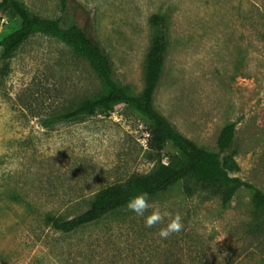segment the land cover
<instances>
[{
    "label": "rangeland",
    "instance_id": "rangeland-1",
    "mask_svg": "<svg viewBox=\"0 0 264 264\" xmlns=\"http://www.w3.org/2000/svg\"><path fill=\"white\" fill-rule=\"evenodd\" d=\"M34 12L64 17L61 0H22ZM75 18L113 62L114 78L144 88L150 18L169 17L170 46L155 106L188 138L217 150L222 128L237 125L233 149L243 180L264 191V0H77ZM0 11V42L20 26ZM64 17V26H69ZM0 45V264H264V242L244 240L253 211L240 189L226 206L183 184L150 197L180 213L184 229L162 240L124 208L71 234L52 231L47 214L73 217L102 189L150 174L178 150L158 149L151 123L118 105L111 115L42 120L98 95L89 63L58 39L36 34L10 60ZM150 208L145 216L150 214ZM167 223V220L165 221Z\"/></svg>",
    "mask_w": 264,
    "mask_h": 264
},
{
    "label": "trees",
    "instance_id": "trees-1",
    "mask_svg": "<svg viewBox=\"0 0 264 264\" xmlns=\"http://www.w3.org/2000/svg\"><path fill=\"white\" fill-rule=\"evenodd\" d=\"M64 17L70 25L64 26V17L50 18L31 10L22 0H0V11L10 6L20 17V26L0 42L1 58L10 60L21 46L36 34L54 37L86 60L101 80L104 89L96 96L81 100L75 106L53 113L42 120L46 127L57 123L92 117L98 113L111 115L118 105L137 111L151 123L152 141L158 149L171 143L178 153L168 163H161L150 174H136L123 182L112 184L97 193L88 208L73 217L47 214V226L55 233L71 234L81 228L101 221L112 213L127 208L134 196L148 192L150 197L164 194L183 184L187 194L202 187L218 196L226 207L237 194L246 188L251 194L253 211L241 226L244 240L264 242V191L233 173L240 170L238 152L233 149L237 125L227 123L221 130L217 150L198 145L185 136L155 106V95L163 75L170 46L169 17L166 13L150 18L153 28L151 43L145 59L144 88L134 93L130 86L119 84L114 78L113 62L101 45L75 18L80 11L77 0H61Z\"/></svg>",
    "mask_w": 264,
    "mask_h": 264
},
{
    "label": "clouds",
    "instance_id": "clouds-1",
    "mask_svg": "<svg viewBox=\"0 0 264 264\" xmlns=\"http://www.w3.org/2000/svg\"><path fill=\"white\" fill-rule=\"evenodd\" d=\"M126 207L138 217H144L146 228L164 225L157 233L162 240L168 239L173 234H179L184 229L182 215L178 212L173 215L167 208H161L151 204L150 194L148 192H143L132 197L127 202ZM150 208L152 211L145 216V213L148 212ZM166 220L167 223H165Z\"/></svg>",
    "mask_w": 264,
    "mask_h": 264
}]
</instances>
